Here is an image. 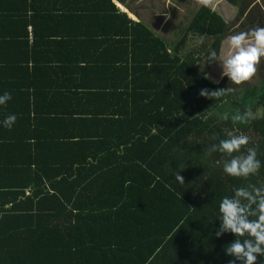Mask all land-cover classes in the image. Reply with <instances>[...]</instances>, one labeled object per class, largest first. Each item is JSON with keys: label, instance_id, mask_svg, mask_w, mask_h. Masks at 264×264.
I'll use <instances>...</instances> for the list:
<instances>
[{"label": "trees", "instance_id": "1", "mask_svg": "<svg viewBox=\"0 0 264 264\" xmlns=\"http://www.w3.org/2000/svg\"><path fill=\"white\" fill-rule=\"evenodd\" d=\"M31 8L30 19L17 11L13 23L11 11H0V54L12 55L0 57V95L21 90L18 76L37 74L23 85L26 111L0 105V264H228L224 247L235 237L215 236L219 202L236 187L264 184V79L219 99L199 95L224 88L207 78L211 63L197 65L210 50L219 54L228 24L202 6L173 47L114 0H31ZM195 37L212 43L187 52ZM48 54L87 61V117L48 110L34 126L30 90L50 77L56 89L66 87L54 74L73 67H50L43 61L56 59ZM246 106L260 115L234 124ZM9 114L17 117L10 129ZM229 131L258 148L257 175L229 176L216 164L222 154L206 151Z\"/></svg>", "mask_w": 264, "mask_h": 264}, {"label": "clouds", "instance_id": "2", "mask_svg": "<svg viewBox=\"0 0 264 264\" xmlns=\"http://www.w3.org/2000/svg\"><path fill=\"white\" fill-rule=\"evenodd\" d=\"M199 2L207 6L211 0H199ZM226 43L227 49L222 54H218L216 50H210L205 63L218 61L222 68L221 77L226 76L232 84L240 85L252 79L257 71L256 66L264 57V27L256 26L248 31L229 35ZM204 65H201V68ZM233 91L231 87L211 91L205 88L200 90L199 95L209 99H219ZM11 98V93L4 92L0 95V105H6ZM259 115V110L253 112L251 107L246 106L242 113L237 110L231 120L234 124L250 122ZM16 119L15 114H9L3 120L4 127L10 129ZM204 119H207V116ZM221 119L228 120V113L225 112ZM248 144L247 135L229 131L226 133V138L207 146L206 151L209 154L217 152L222 154V158L218 159L216 164L222 165L225 174L247 179L257 175L262 166L257 158L258 148L248 147ZM174 176L179 184H185L179 170L174 173ZM218 213L217 218L220 223L215 230V236L220 237L224 233H231L235 237L224 247L225 254L232 257L228 264H237V262L257 264L258 256L264 257V184L257 186L248 183L246 186L234 188L231 196L226 195L220 200Z\"/></svg>", "mask_w": 264, "mask_h": 264}, {"label": "crops", "instance_id": "3", "mask_svg": "<svg viewBox=\"0 0 264 264\" xmlns=\"http://www.w3.org/2000/svg\"><path fill=\"white\" fill-rule=\"evenodd\" d=\"M187 1L188 0H114L115 4L122 12L127 13L129 17L136 21H142L151 30H154L158 35L163 36V38L169 43V45L173 47L178 44V40L181 39L185 34L186 28L188 27V24L190 23L191 19L194 17L196 12L202 6H206L204 4H194L196 5L194 8L195 10L191 11V13L193 14L189 16V19L186 18L184 23L185 26H183V23H181L180 25V22L183 17H186L184 16V13L187 12L186 15L188 14V11H184L185 9H188L187 6H189ZM196 1L199 0H194V2ZM20 2V0H12V2L10 3H4L3 0H0V11H11V13H13L12 15H15L14 17L16 18L10 21L12 23L16 19L19 20L18 15L20 14H17V11H27L29 19L31 17L29 15H33V12L31 11L34 10L31 8V0H29V4L27 3V1L24 0V3L26 5H21ZM70 5L72 6L73 4ZM76 5L78 4H75L74 6ZM207 7L219 14L223 18V20L228 24V32L225 35L224 40L221 44L220 54H222L227 49L226 39L229 35L238 32L248 31L249 29L256 26L264 27V0H237L236 4L231 3L228 0H211V3L208 4ZM174 9L178 11H173ZM175 19L176 21L174 22ZM11 26L8 27V30L13 28H11ZM3 29L7 30L5 28ZM169 35L172 36L169 37ZM29 38L30 42L32 43L33 31L30 33ZM194 39L199 40L200 42L198 43H201L204 39L208 38L200 39L195 37ZM15 50L16 49L13 48L12 51ZM15 56L17 58L13 60H20V49H17V54H15ZM48 56L49 58L54 59L60 57L59 54H48ZM0 57L6 60H10L12 58V55H10L9 51H5L0 54ZM69 58L70 59L68 61H61L57 59L48 62L43 61L45 63L52 64L50 65V67L61 65L60 63L64 62L73 63V67L70 71L66 68V70L64 69L62 70V72L54 74L59 75V79H57L56 81L58 85H61L62 81L67 80L66 87L56 89L54 85L55 80L50 77L46 82V86H42L37 91H34V89L30 88V93L37 97V99L33 103L35 106L30 116L31 121L34 118L36 120L34 126H39V121L42 122L45 119L46 116H44L43 111L49 110L55 115H60L59 117H61L62 119H69L62 115H66L68 113V116L71 114L70 112L72 111H80L84 114L85 117L89 115V112L91 111V105L90 102L86 99V97L89 96L88 94L91 93V91L90 88L87 87L88 81H86L85 83L83 82V80L87 79V76L85 75V71L82 70L83 64L87 61L79 60L82 59V57L79 58L71 56ZM88 58L89 57L87 56V59ZM217 64H219V62H217ZM21 67H23V65ZM256 67V74L252 77V79H250L251 81H254V83L250 87H247L249 86L248 81L240 85H235L232 84L226 76L221 77V74L216 80L213 79V77L211 80L215 83L219 80L218 85L224 88L231 87L234 89V91L252 89L257 82L258 86H260V81L264 79V57L261 58L260 63ZM210 74H212L211 69ZM36 75L37 74L32 71L31 75L28 78H22L21 76H18V81L20 85H22L21 90L11 93L12 98L8 101L7 104L9 107L15 109V107L18 108L20 106V110H27V96L29 95V93L26 87H24L23 85H27V79L35 77ZM257 77L258 79L257 81H255ZM36 80L37 78L33 79L34 85ZM48 85H50L49 88ZM41 96L48 98L55 97V99L40 100ZM103 104L104 105H102V107L104 109L109 108L106 103ZM36 109L40 112L37 117ZM64 130L68 131L67 128H65ZM70 131L73 132V129L71 128ZM27 193L29 194V192Z\"/></svg>", "mask_w": 264, "mask_h": 264}, {"label": "rangeland", "instance_id": "4", "mask_svg": "<svg viewBox=\"0 0 264 264\" xmlns=\"http://www.w3.org/2000/svg\"><path fill=\"white\" fill-rule=\"evenodd\" d=\"M188 2V5L189 6H187V8L188 9H185L184 11H188V14L186 15V13L187 12H185L184 13V16H186V17H183L182 19H181V22H180V25H181V23H183V26H185L184 25V23H185V20H186V18H188L189 19V16L190 15H192L193 13H191V11H194L195 9V6L196 5H194V4H198V5H200L201 3L199 2V1H196V2H194V0H192V1H187ZM194 2V3H193ZM173 11H178V10H176V9H174ZM176 21V19L174 20V22ZM173 31H174V28H173ZM177 31V30H176ZM179 34V33H178ZM170 36H172V35H169V37ZM183 38V37H182ZM181 38V39H182ZM181 39H179L178 41H180ZM201 39V38H200ZM224 39V38H223ZM194 40V42H191V43H187V52H188V50H192L193 48H195V47H198V45H201V43H198V42H200L199 40H195V39H193ZM203 42H207L208 43V45H211V43H212V41L210 40V39H204L203 40ZM220 51H221V49H220ZM187 52H185L184 53V55L185 54H187ZM219 54H220V52H219ZM218 62V61H217ZM217 62H214V63H211V65H210V69H211V72H212V74H210V69H209V71L207 72V74H206V76H207V78L209 79V80H211L212 79V77H213V79H217L219 76H220V74H221V72H222V68L219 66V64H217ZM204 63L205 62H203V63H199L197 66H198V68L200 69V70H204L203 68H201V65H204ZM205 65H207L206 63H205ZM205 65H204V68H205ZM212 68H213V71H212ZM257 79H258V77L255 79V81H257ZM212 81V80H211ZM219 81V80H218ZM213 82V83H215V85H218V83L219 82ZM264 81V80H263ZM253 83H254V81H251V80H248V85L249 86H247V87H250L251 85H253ZM218 86H220V85H218ZM216 113H217V115L219 116V117H222V113H221V111H219V110H216Z\"/></svg>", "mask_w": 264, "mask_h": 264}]
</instances>
